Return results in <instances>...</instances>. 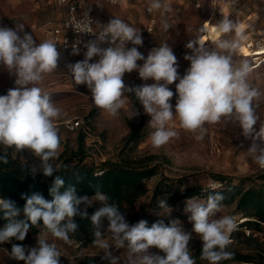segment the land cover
<instances>
[{"label": "clouds", "instance_id": "clouds-1", "mask_svg": "<svg viewBox=\"0 0 264 264\" xmlns=\"http://www.w3.org/2000/svg\"><path fill=\"white\" fill-rule=\"evenodd\" d=\"M161 9L164 15L171 11V6L163 0H149L148 11ZM87 19L91 21L88 13ZM73 27L76 32L95 35L96 39L84 45L85 59L68 64V71L76 85H87L94 104L109 116L119 115L125 106L126 93L134 94L144 112L151 116L150 125L155 130L150 141L154 148H160L178 136L177 131L168 127L174 118L178 119L182 129L198 133L195 137L198 141L204 138L205 124L225 120L238 125L244 137L252 136L254 141H260L259 144L254 142L248 153L253 163L264 169V124L258 132L255 131L254 125L259 117L253 103L262 93L249 82V63L242 61L237 65L234 62V53L246 37L241 27L227 16L213 31L217 36L235 32V38L217 40L216 46L222 51L209 50L202 41L190 40L185 47L192 54L184 57L190 61V67L182 78L178 73L177 57L166 42L153 48L145 58L135 47L143 44L140 30L118 17L114 16L107 24L101 25L99 31H93L91 24L83 21ZM162 27L167 32L171 26L163 21ZM22 32L23 36L20 35ZM129 42L134 46L126 47ZM103 43H108L109 47H101ZM72 54H80L76 45ZM93 57L99 59L90 63ZM59 59L60 52L53 40L37 43L31 34L24 32L23 24L15 29L0 26V65L15 74V83L19 86L9 89L6 95H0V145L5 149L14 147L17 152L30 150L39 157V172L45 177H52L55 172L50 161L57 157L61 143L54 124L61 110L54 105L49 93L30 85L41 82L44 74L54 72ZM137 61H143V64ZM133 71L138 72L141 80L154 82L127 86L123 76ZM177 80L178 95L173 110L170 100L174 93L169 85ZM135 115H138L137 111ZM0 160L6 163L7 156H0ZM27 170L33 175L38 172L35 165ZM54 177L49 188L51 201L40 193L22 196L26 198L23 218H20L21 209L14 201L0 198V212L7 221L0 229V244L10 243L12 238L24 241L30 227L40 221L54 238L69 243V234L78 229L73 218L80 216L89 219L94 228L93 244L104 250L101 259L109 264H119V258L112 254L113 245L102 238L101 228L106 218L107 231L111 233L115 247L127 249L126 264H196L189 250L192 233L178 227L176 220L167 226L163 221H157L149 227L148 222L141 219L130 226L117 205L109 203L110 198L106 194L96 191L91 199L77 196L72 185L61 191L65 181L60 176ZM223 199L222 194L216 193L209 195L206 201L196 197L186 201L185 211L191 213L192 232L202 241L200 259L207 260L209 264H219L234 257L227 248L232 243L231 233L238 227L236 219L232 216L213 218L219 212ZM94 201L101 202L102 207L89 217L87 207ZM81 204L86 206L82 211L79 209ZM159 207L169 208L166 200H161ZM152 248L160 250L163 255L151 252ZM10 255L13 260L24 264H60L61 252L55 243L39 236L35 247L13 244Z\"/></svg>", "mask_w": 264, "mask_h": 264}, {"label": "rangeland", "instance_id": "rangeland-1", "mask_svg": "<svg viewBox=\"0 0 264 264\" xmlns=\"http://www.w3.org/2000/svg\"><path fill=\"white\" fill-rule=\"evenodd\" d=\"M45 1V5H35L32 0H0V26L15 29L16 26L23 24L24 32L31 34L37 43L50 39L44 31L43 23L46 18L54 15V8L47 3L49 0ZM201 3V7L197 8L191 2L168 0L171 11L162 15V9L156 10V21L151 32L147 31L145 26L148 20L145 5L128 3L125 6H117L103 5L99 2L94 3L93 9L98 17L99 25L107 24L115 16L140 30L143 44L135 47L138 48V51L145 58L153 48L166 42L177 57L178 73L181 78L190 67V61L184 59L186 54H192V51L185 47L190 40L202 41L209 50L222 51L217 48L216 41L233 40L235 38V32H230L212 40L204 28V23L207 21L217 25L223 17L227 16L241 27L246 37L240 49L234 53V62L237 65L242 61L249 63L251 69L253 68L249 76V82L262 93L259 100L253 102L256 115L259 117L254 129L258 132L261 125L264 124V63L257 67L253 66L252 58L243 56L242 46L246 41L254 39L261 32H264V0H226V2L201 0ZM163 21H167L171 26L167 32L162 27ZM202 29L203 31H201ZM20 35L23 36V32ZM133 46L130 42L126 45L128 48ZM57 50L60 52L57 69L52 73L44 74L41 82L30 85L40 87L43 91L49 93L54 105L61 110L60 116L54 120L61 143L57 157L50 161L53 165L60 166V154L65 148L69 150L77 149L78 135L81 129L70 128L67 121L81 118L85 126L89 127L85 137V148L88 154L87 161L90 163L97 165L110 160L127 161L135 164L155 156L156 159L151 163L160 164V171L170 178L188 177L186 185L200 182L204 186L218 187L220 184L209 177L210 173L215 172L228 174L237 183L242 178H252L257 180V182L260 181L258 178L264 173V169L253 163L248 153L252 144L254 142L259 144L260 141H254L252 136L244 137L238 125L225 120L215 124H205L204 138L198 141L195 138L198 133L182 129L178 119L174 118L169 122L168 127L177 131L178 136L172 138L160 148H154L150 141V136L155 130L150 125L151 116L144 112L142 105L134 94L126 93L125 106L119 111V115L115 117L109 116L104 110L94 104L91 99V91L87 85H76L71 73L68 71L67 65L85 59L84 54L73 55L72 52H63L58 48ZM137 63L142 65L143 61H137ZM123 80L130 87L154 82L152 80H141L137 71L125 73ZM15 81V74L10 72L5 66L0 65V88L19 87ZM177 83H179V80L169 85V89L174 93L170 100L173 110L177 99ZM136 111L138 115H135ZM92 112H94L93 116L88 118ZM142 119H144L145 124L140 141L127 144V135L132 127L137 125ZM1 150L23 163L31 166L35 165L37 169H40L41 162L39 157H36L28 149L17 152L14 147L5 149L1 145ZM160 177L161 175L159 174L148 181L149 189L139 198L135 208L123 206L119 209L130 226L133 225L130 219L135 214L142 212L141 204L149 202L155 183ZM246 183L248 184L249 181L247 180ZM173 188H176V186L174 185ZM92 197L89 198L91 199ZM197 199L205 201L203 198ZM186 201H181L175 207L158 212L147 208V214L152 217L162 216L169 225L171 221L176 220L178 227L192 233L189 247L202 245L200 237L192 232L193 225L189 221L191 213L185 211ZM92 205H96L97 210L102 207L99 201H94ZM223 216H232L236 219V222L245 220L241 215L235 213L233 204L221 205L219 212L213 218ZM107 228L108 221L105 218L102 225L104 230L102 238L113 245L112 254L119 258V264H126L127 249L115 247L112 235L107 231ZM238 229L242 230L241 228ZM39 236L46 239L49 243L56 244L61 252L60 264H81L82 260L87 257L95 259L93 264H109L108 261L101 259L104 250L93 243L86 247H78L77 243L71 238L69 243L54 238L45 227L40 228L37 233L30 234L23 243L19 244L26 247H35ZM260 237L264 238V232ZM230 239H232L231 236ZM232 243H236V239L232 240ZM150 251L163 255L160 250L155 248L150 249ZM262 263L264 264V261ZM0 264H24V262L13 260L6 243H2L0 244Z\"/></svg>", "mask_w": 264, "mask_h": 264}, {"label": "trees", "instance_id": "trees-1", "mask_svg": "<svg viewBox=\"0 0 264 264\" xmlns=\"http://www.w3.org/2000/svg\"><path fill=\"white\" fill-rule=\"evenodd\" d=\"M90 113L88 118L93 116ZM145 121L142 119L137 125H134L126 137V143H138L143 135ZM86 134L81 130L78 135V147L75 150L65 148L60 154V166L53 165L55 168L54 176H60L65 184L63 191L69 185L75 186L77 196L92 197L96 191L106 194L110 199L109 203L115 204L118 210L123 206L135 208L137 201L148 191V181L156 175H161L155 183L149 202L141 204V213L135 214L130 220L133 224L141 219L148 222V226L157 221H163L167 226L169 223L162 216L152 217L147 214V208L158 212L177 206L181 201L193 197L203 198L205 201L209 195L220 193L224 196L221 205L235 206V213L241 215L245 220L237 222V229L231 233V238L236 239V243H231L227 248L234 254L229 260L220 261L219 264H263L264 261V238L247 236L244 229L248 228L255 232H264V173L257 180L252 178L240 179L237 183L234 178L228 174L219 172L210 173L209 177L218 182V187L204 186L200 182L187 184L188 177L170 178L160 171V164L151 163L156 159L155 156L147 158L146 161L137 163L127 161H104L100 164H94L87 161L88 154L85 148ZM7 156V162L0 160V198L10 199L21 209L23 218V207L26 198L33 193H40L43 197L51 201L52 197L49 188L53 185L55 177H45L40 169L33 175L27 169L32 166L13 158L10 154L1 150L0 156ZM249 181L247 184L246 181ZM176 188H173V186ZM184 187V188H182ZM166 200L169 208L159 207V202ZM81 204L79 209H85ZM97 210L96 205L87 207L89 217ZM77 223L78 229L75 233H70L69 237L73 239L78 247H86L93 243L94 228L89 219H82L80 216L73 218ZM7 221L3 218V212H0V229ZM44 227L42 221L38 225L30 227L26 237L37 233ZM241 228L242 230L238 229ZM104 235V230L101 228ZM11 251L13 244L23 243L15 238L11 242H5ZM202 245H193L189 247L192 257L196 264H209L207 260L200 259ZM94 258L87 257L81 264H93Z\"/></svg>", "mask_w": 264, "mask_h": 264}, {"label": "built area", "instance_id": "built-area-1", "mask_svg": "<svg viewBox=\"0 0 264 264\" xmlns=\"http://www.w3.org/2000/svg\"><path fill=\"white\" fill-rule=\"evenodd\" d=\"M57 5L61 7L64 12V18L60 22H54L53 20H47L44 23V28L52 35L53 42L56 43L62 50L67 52H72L73 46L76 45L80 49V54H84L86 52V48L84 45L90 41L96 39V36L90 33H79L74 29V25L79 22H87L91 24V28L93 31H99L97 29L96 22L97 18L89 5V0H55ZM107 4L110 5H118L123 0H116L115 3L112 0H104ZM185 2H191L197 8L201 7V0H183ZM149 8V0H146L145 10L147 14V23L146 29L151 32L154 29V24L156 21L155 12L148 11ZM88 17L91 21L87 19ZM79 42V43H78ZM247 46L254 52L253 56H250L253 60V66L257 67L260 64L264 63V32H261L259 36L254 39L246 41ZM103 48L109 47L108 43H103L100 45ZM240 49V48H239ZM99 57H93L90 63L97 62ZM11 88H4L0 90V95H6ZM67 124L70 128H80L85 134L88 133L89 127L85 126L83 119L78 118L76 120H69ZM245 234L247 236L254 235L260 236V232L252 231L248 228L244 229ZM233 239H231L232 241ZM253 264V263H251Z\"/></svg>", "mask_w": 264, "mask_h": 264}, {"label": "crops", "instance_id": "crops-1", "mask_svg": "<svg viewBox=\"0 0 264 264\" xmlns=\"http://www.w3.org/2000/svg\"><path fill=\"white\" fill-rule=\"evenodd\" d=\"M33 1V3L35 4V5H45L46 4V1L45 0H32ZM216 1H218V0H216ZM220 1H224V2H226V0H220ZM102 3L103 5H105V4H107L104 0H89V5H90V7L92 8V10L94 11V9H93V5H94V3ZM163 2L165 3H168V0H163ZM48 4H49V6H52L53 8H54V15L53 16H51V17H48V18H46L45 20H44V23L47 21V20H53L54 22H60L63 18H64V12H63V10L61 9V7L60 6H58L57 5V3H56V1L55 0H49L48 2H47ZM128 3H133V4H135V5H139V4H142V5H145V3H146V0H123L122 2H120L117 6H125V5H127ZM104 7V6H103ZM105 8V7H104ZM94 13H95V15H96V12L94 11ZM96 18H97V22H96V27H97V29H100L101 28V26L99 25V20H98V17H97V15H96ZM206 22V21H205ZM44 23H43V27H44ZM44 31H45V33L49 36V38L51 39V40H53V37H52V35L46 30V29H44ZM57 48L59 49V50H61V51H63V52H67V51H64V50H62L58 45H57ZM1 89H4V88H0V90Z\"/></svg>", "mask_w": 264, "mask_h": 264}, {"label": "bare ground", "instance_id": "bare-ground-1", "mask_svg": "<svg viewBox=\"0 0 264 264\" xmlns=\"http://www.w3.org/2000/svg\"><path fill=\"white\" fill-rule=\"evenodd\" d=\"M216 24L214 23H211L209 21H207L206 23H204V28L205 30L207 31L209 37L212 39V40H215L217 39V35L215 34V32L213 31V29L215 28ZM242 51H243V56L245 57H248V56H253L255 53L252 52V50L247 46V44L245 43L243 46H242ZM253 69V68H252ZM251 69V70H252ZM178 95V94H177Z\"/></svg>", "mask_w": 264, "mask_h": 264}]
</instances>
